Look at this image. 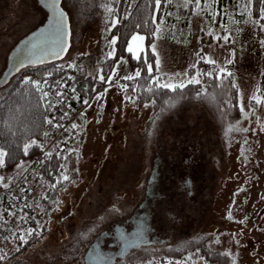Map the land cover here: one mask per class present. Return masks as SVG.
I'll return each mask as SVG.
<instances>
[{
  "label": "rangeland",
  "instance_id": "374dc122",
  "mask_svg": "<svg viewBox=\"0 0 264 264\" xmlns=\"http://www.w3.org/2000/svg\"><path fill=\"white\" fill-rule=\"evenodd\" d=\"M93 1L61 0L70 42L59 60L85 65L86 73L101 83L78 120L81 135L72 164L78 176L47 208L41 202V180L25 177L31 159L11 171L0 166V193L13 187L20 196L19 206L7 208L15 218L11 227L0 199V264H86L68 260L74 235L91 232L83 259L103 229L126 219L145 199L154 212L158 241L141 245L127 256L130 260L114 264H151L153 257L137 258L199 234L206 236L208 247L229 254L234 264H264V13L255 15L248 0H227L222 6L218 0H166L152 44L163 83L201 80L199 71L190 76L188 69L202 59L214 61L220 72H232L240 113L231 114L227 102L225 114H217L209 99L202 98L185 100L161 117L150 101L139 102L127 89L125 77L136 70L127 56H117V45L110 41L116 38L117 43L118 37L112 24L93 12ZM46 16L38 0H0V74L12 47ZM132 37L129 47L138 55L144 40L133 42ZM25 67L0 87V95ZM60 140H51L46 149ZM156 162L158 176L151 182ZM150 193L156 194L155 201ZM25 203L41 214L39 227L47 224L35 243L27 241L35 226L29 211L21 210ZM169 256L177 261L158 264H207L191 250L190 261Z\"/></svg>",
  "mask_w": 264,
  "mask_h": 264
},
{
  "label": "trees",
  "instance_id": "16d2710c",
  "mask_svg": "<svg viewBox=\"0 0 264 264\" xmlns=\"http://www.w3.org/2000/svg\"><path fill=\"white\" fill-rule=\"evenodd\" d=\"M191 1L194 3L197 0ZM165 2L166 0H161L160 5L157 6L155 0L93 1V4L95 3L93 12L98 11L99 16L104 17L107 24H112V33L118 37L117 56H127L130 67L136 70V73L140 72L139 76L135 74L132 76L133 79L127 80V89L137 96L139 102L150 101L156 116L164 117L173 113L185 100H204L202 98L209 99L217 114H225L223 106L227 102L230 104L231 114L240 113L238 89L232 72H220L216 64L204 59L188 69L190 76L197 74L198 71L202 74L200 83H187L184 88L176 91L157 86L156 79L159 78L160 83H163L164 75L157 69V57L153 52L152 44ZM226 2L227 0H218L220 6ZM248 2L255 15L264 13V0H248ZM109 8L113 9V12H109ZM117 20L119 22L114 24L113 22ZM136 32L143 33L145 38L144 46L138 55L129 51L130 38ZM149 64L152 65L151 72L148 71ZM29 80L40 82L41 89L47 93V96L43 97L34 83H26ZM100 87L101 83L96 82L94 77L86 73L85 65L72 66L56 59L27 65L6 92L0 95V149L7 154L4 157L3 168L11 171L20 162L31 159L32 169L27 171L25 177L41 180L44 188L41 202L44 207H53L61 189L78 176L76 167L72 165L77 154V149L74 148L75 142L81 135L78 120H81L82 110L86 106L84 101L88 102ZM71 116H73L72 122H70ZM46 120H52L53 124H48ZM73 125L76 127L73 128ZM55 138L61 140L56 141L50 150L46 149L48 143ZM28 145L30 147L25 153V146ZM49 153L51 156L48 155ZM63 175H67L69 179L62 180ZM0 188H2L1 180ZM15 192L11 187L6 192L0 193V197L2 196L0 199L5 204L2 210L4 216L8 218L5 221L10 222L7 225L10 227L15 218L10 215L7 208L19 206L17 201L20 196ZM21 210L29 211L32 215L30 223L34 224L35 231L30 234L27 241L35 243L42 234L46 233L47 224L44 223L43 229L39 227L41 214L33 213L34 208L28 204L25 203V207ZM90 236L91 232L85 231L74 235L68 260L78 263L84 261L81 253ZM206 240L205 235L199 234L179 244L166 247L164 251L139 256L137 260L153 257L151 264L177 261L169 255L183 256L189 260L188 252L191 250L195 256H203L207 264H234L229 254L208 247ZM165 254L168 257L158 259V256ZM126 258L129 259L128 257L123 259Z\"/></svg>",
  "mask_w": 264,
  "mask_h": 264
},
{
  "label": "water",
  "instance_id": "95a60500",
  "mask_svg": "<svg viewBox=\"0 0 264 264\" xmlns=\"http://www.w3.org/2000/svg\"><path fill=\"white\" fill-rule=\"evenodd\" d=\"M40 5L47 11L48 15L45 22L39 25L36 29L29 32L27 35L22 37L12 48L8 56L7 67L4 70L0 80L6 83L9 78L15 74L20 68L27 65H36L44 62H49L52 60L60 59L66 53L69 42H70V22L68 14L61 5V0H59L58 10L54 13L53 9L50 7L46 0H38ZM59 10H62L64 15V40L66 42V50L59 56H55L54 53L59 51L58 40L60 38V33L57 31V24L55 17L58 16ZM18 69V70H17ZM0 83V85L4 84ZM188 180L191 181L190 178ZM147 242V241H145ZM143 242V243H145ZM92 243L89 245L87 252L84 254V261L86 264H112L114 257L109 258L107 263L98 262V260L92 254ZM141 242L131 241L127 249H123L119 253L120 257L125 256L130 251V247H137ZM125 247V246H124ZM123 247V248H124Z\"/></svg>",
  "mask_w": 264,
  "mask_h": 264
},
{
  "label": "flooded vegetation",
  "instance_id": "af4514ba",
  "mask_svg": "<svg viewBox=\"0 0 264 264\" xmlns=\"http://www.w3.org/2000/svg\"><path fill=\"white\" fill-rule=\"evenodd\" d=\"M41 7L43 8V6ZM2 74H0V77L2 76ZM8 82L9 80L6 83L0 85V87L4 86ZM157 176H158V166L156 162L152 175L150 177V181L154 182L157 179ZM186 182L190 183V180L186 179ZM149 195L153 197L152 200L155 201L156 194L150 193ZM153 213L154 212L152 211V209L149 208V204H147V200L145 199L144 201H142V203L128 217H126V219L120 221L119 223H115L110 229H103L100 235L95 237V239L92 241V243L95 242V244L92 246L93 256H95L98 262H102V263H107L109 258L114 257L115 259L113 260L112 263L114 264L117 260L127 257L131 252L135 251L141 245L150 244L155 241H158L157 229L154 224L155 220L153 217ZM163 240L164 238H162V241ZM131 241L141 242V244H139L135 248H132L131 246L129 248L130 251L127 254H125V256L120 257L119 253L122 252L123 249L124 250L127 249ZM92 243H90L89 245H91ZM88 248L86 249L85 253L87 252Z\"/></svg>",
  "mask_w": 264,
  "mask_h": 264
},
{
  "label": "snow or ice",
  "instance_id": "6c2138e0",
  "mask_svg": "<svg viewBox=\"0 0 264 264\" xmlns=\"http://www.w3.org/2000/svg\"><path fill=\"white\" fill-rule=\"evenodd\" d=\"M46 2L49 3V5L53 9L54 13L57 12L59 0H46ZM169 2H170V0H169ZM190 2H191V0H186V3H190ZM198 2H199V0H197V3ZM246 2H247V0H246ZM155 3H156L157 6H159L160 3H161V0H155ZM108 11L109 12H113V9L109 8ZM64 15L65 14L63 13V11L62 10H59L58 16L55 17V21H56V24H57V31L60 33V38L58 40V48H59V51H57V52L54 53V55L57 56V57H59L66 50V47H67L66 42L64 40V33H63V29H64V23H63L64 22ZM118 22L119 21L117 20V21H114L113 23L115 24V23H118ZM144 39H145L144 37L139 36V35L132 37L133 42L143 41ZM224 39L227 40L228 38L225 37ZM110 44L111 45H115L116 44V38L111 39ZM152 47H153V52H155L154 46H152ZM132 50L133 49L130 46L129 47V51H132ZM114 51L115 50L113 49V51H110L108 53V55L109 56H113L114 55ZM210 62L214 63V61H210ZM159 63H160V61L158 59V54H157V59H156L157 69L159 68ZM148 71L149 72L152 71V65H150V64L148 65ZM139 75H140V72H137L136 73V76H139ZM197 75H199V73ZM229 75H230V73H229ZM100 79L103 80L104 77H100ZM125 79H133V77L132 76H127V77H125ZM4 82L5 81L0 80V83H4ZM155 82H156V84H157L158 87H160V88H167V89H170L172 91H176L177 89H182V88L185 87V83L183 81H181L179 83H173V82H171V80H169L168 82L160 83L159 78H157ZM26 83H34L35 86H36V88H37V90H40L41 91L42 96L43 97H46L47 96V93L43 92V90L41 89L40 82H33V81L29 80V81H26ZM45 83H47V82L45 81ZM187 83L188 84H198V83H200V81L196 77H193L192 79H189L187 81ZM58 95H63V94L62 93H58ZM102 96H103V93H101L100 95H98L97 96V99H100ZM253 99H255L257 103H260V99L258 97H253ZM84 103L87 104L88 102L87 101H84ZM46 122L48 124H53V121L52 120H46ZM54 126L55 127H60V125H54ZM72 127L75 128L76 125H73ZM45 135H47V134H45ZM33 143H35V142H33ZM28 147H30V145L25 146V149H24L25 150V153H27ZM6 155L7 154L2 149H0V166H3L4 165V163H5L4 157ZM48 155L51 156V153H49ZM2 179L3 178L0 177V180H2ZM68 179H69V177L67 175H63L62 176V180H68ZM33 231H35V230H29V234H31ZM21 239H23V237H21ZM26 242L27 241H25V243ZM0 259H3V257H0ZM190 259H191V257H189V260Z\"/></svg>",
  "mask_w": 264,
  "mask_h": 264
}]
</instances>
